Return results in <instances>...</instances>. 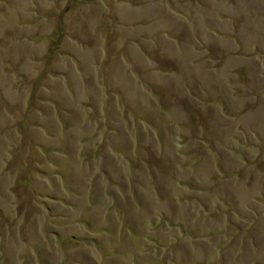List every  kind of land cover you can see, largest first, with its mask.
<instances>
[{
    "label": "rangeland",
    "instance_id": "374dc122",
    "mask_svg": "<svg viewBox=\"0 0 264 264\" xmlns=\"http://www.w3.org/2000/svg\"><path fill=\"white\" fill-rule=\"evenodd\" d=\"M248 5L0 0V264L256 248L264 12Z\"/></svg>",
    "mask_w": 264,
    "mask_h": 264
},
{
    "label": "clouds",
    "instance_id": "9594fccd",
    "mask_svg": "<svg viewBox=\"0 0 264 264\" xmlns=\"http://www.w3.org/2000/svg\"><path fill=\"white\" fill-rule=\"evenodd\" d=\"M248 7L251 13L256 11L264 12V0H249ZM257 260H264V233L257 236L256 248L248 249L241 256L239 264H256Z\"/></svg>",
    "mask_w": 264,
    "mask_h": 264
}]
</instances>
